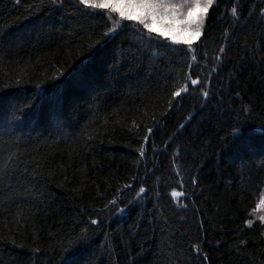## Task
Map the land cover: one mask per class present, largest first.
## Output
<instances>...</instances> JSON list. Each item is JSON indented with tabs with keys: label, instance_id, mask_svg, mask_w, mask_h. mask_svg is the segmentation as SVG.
<instances>
[{
	"label": "trees",
	"instance_id": "1",
	"mask_svg": "<svg viewBox=\"0 0 264 264\" xmlns=\"http://www.w3.org/2000/svg\"><path fill=\"white\" fill-rule=\"evenodd\" d=\"M262 8L214 0L189 50L0 0V264H264Z\"/></svg>",
	"mask_w": 264,
	"mask_h": 264
},
{
	"label": "snow or ice",
	"instance_id": "2",
	"mask_svg": "<svg viewBox=\"0 0 264 264\" xmlns=\"http://www.w3.org/2000/svg\"><path fill=\"white\" fill-rule=\"evenodd\" d=\"M78 3L85 10H101L99 14L108 13L107 18L109 20L113 16L119 17L113 27L108 28L107 32L109 33L115 31V27L119 25L120 21L131 19L142 25L150 37L153 33H158L159 37H163L173 44L183 42L191 50L193 41L199 39L204 31L205 21L214 0H78ZM230 11L233 17H237L236 5ZM260 11L264 12V8ZM157 25L160 27H156ZM223 51L224 48L221 46L219 52L223 53ZM192 59L195 60L196 57L193 56ZM57 74L63 75L59 71ZM199 83V78H192L189 74L183 83L175 87L171 97L177 98L182 93L187 92L189 84L198 85ZM203 94L208 95L207 92ZM169 107H171V101H169ZM147 132L151 133L152 128H148ZM234 132L238 133L239 129H234ZM144 139L147 140L148 137L145 136ZM143 151L144 149L141 147V154ZM144 192L145 188L140 187L137 195ZM171 195L178 197L182 196L183 193L173 189ZM111 203H115V201L113 200ZM257 208L264 210V196L260 199ZM260 220L264 221V216H261ZM96 223V220H92V224ZM246 223L251 225L252 221L247 220ZM192 247L199 251L198 244H194ZM68 264H71L70 259Z\"/></svg>",
	"mask_w": 264,
	"mask_h": 264
},
{
	"label": "rangeland",
	"instance_id": "3",
	"mask_svg": "<svg viewBox=\"0 0 264 264\" xmlns=\"http://www.w3.org/2000/svg\"><path fill=\"white\" fill-rule=\"evenodd\" d=\"M130 21H132V24L134 25V24H136V23H138L137 21H134V20H131V19H129ZM139 24V23H138ZM156 27H160L159 25H157ZM195 41V40H194ZM181 43H183V42H181ZM184 44V43H183ZM263 195L262 196H264V193H262ZM261 216H264V210H261V209H259L258 210V214L256 213L255 215H254V220H260V217ZM261 221V220H260ZM262 223H264V221H261Z\"/></svg>",
	"mask_w": 264,
	"mask_h": 264
}]
</instances>
